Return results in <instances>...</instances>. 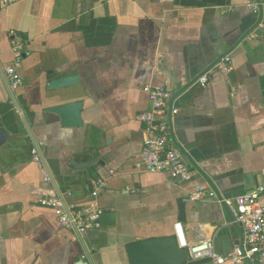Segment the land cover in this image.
Here are the masks:
<instances>
[{"label": "crops", "instance_id": "obj_1", "mask_svg": "<svg viewBox=\"0 0 264 264\" xmlns=\"http://www.w3.org/2000/svg\"><path fill=\"white\" fill-rule=\"evenodd\" d=\"M249 1H0V126L9 134L0 146V264H128L126 243L174 234L178 222L190 243L211 237L217 253L242 244L243 229L221 199L264 184V33L247 38L238 26L252 12ZM14 40L23 43L16 91L4 72ZM159 53L171 56L170 103L179 109L168 118L169 143L196 170L193 181L142 164L145 133L136 116L149 108L143 87L168 83ZM225 55L232 71H211L202 85L200 76ZM71 74L79 75L76 84L48 89L51 79ZM75 100L84 101L81 126H64L47 111ZM39 141L49 180L32 157ZM99 177L106 187L97 201L115 213L114 223L79 235L38 204L70 191L68 200L86 205ZM196 181L217 198L187 201Z\"/></svg>", "mask_w": 264, "mask_h": 264}, {"label": "built area", "instance_id": "obj_2", "mask_svg": "<svg viewBox=\"0 0 264 264\" xmlns=\"http://www.w3.org/2000/svg\"><path fill=\"white\" fill-rule=\"evenodd\" d=\"M10 3L15 0H0ZM262 2L251 0L247 7L254 12L261 11ZM264 33V21L261 20L247 35V38H256ZM14 62L8 64L5 69L7 82L12 91H16L22 84V76L17 67L23 59V43L14 40L11 47ZM233 69L230 55H225L211 66L199 81L206 85L209 81V73L220 70L226 74ZM168 84H145L143 89L148 95L149 108L138 113L136 118L143 124L144 140L141 151L142 164L150 172L162 173L171 179L183 182L193 181L196 170L188 163L185 154L176 146L169 143L170 124L168 118L175 115L179 109L170 103L171 91ZM43 141H39L32 148V157L44 170V179L49 180L50 175L45 169V161L42 156ZM111 175L115 171L110 169ZM106 187V179L96 178L92 181L91 192L93 200L86 205H79L68 200L71 192H59L58 194L43 196L38 199L42 207L52 209L61 223L67 229L76 231L79 235L85 234L90 229L101 227L100 215L103 212L97 201L100 191ZM208 198H217L215 189L211 186L196 181L187 195V201L196 202ZM230 211L233 219L238 222L244 232L242 244L231 251L221 254L214 250L211 237H202L195 243H190L185 234L182 222L175 223L174 234L181 247L186 249L189 261L208 258L212 264H263L264 262V184H259L250 191L233 198L221 199Z\"/></svg>", "mask_w": 264, "mask_h": 264}, {"label": "water", "instance_id": "obj_3", "mask_svg": "<svg viewBox=\"0 0 264 264\" xmlns=\"http://www.w3.org/2000/svg\"><path fill=\"white\" fill-rule=\"evenodd\" d=\"M260 1V0H259ZM261 11L247 14L240 18L239 29L244 36L258 25L261 21ZM171 56L167 53H159L157 61V69L160 73L166 74L168 77V89L174 91L176 89L175 74ZM170 61V62H169ZM79 80L78 74H71L53 78L48 83V89H62L76 84ZM83 100L69 101L47 108V111L58 115L64 126H81L83 125L82 109ZM8 131L0 126V146L8 141ZM89 162L77 163L71 161V165L75 168L87 166ZM179 220H185L186 205L180 202ZM225 205V204H224ZM101 226L106 223L115 222L114 212H102L100 215ZM128 264H188L189 259L184 247H181L177 241L175 234L154 236L144 239H136L126 243L125 245ZM78 264H89L88 262H80Z\"/></svg>", "mask_w": 264, "mask_h": 264}]
</instances>
